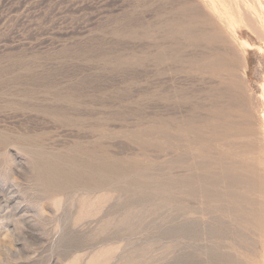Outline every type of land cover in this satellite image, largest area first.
Here are the masks:
<instances>
[{
  "label": "rangeland",
  "instance_id": "374dc122",
  "mask_svg": "<svg viewBox=\"0 0 264 264\" xmlns=\"http://www.w3.org/2000/svg\"><path fill=\"white\" fill-rule=\"evenodd\" d=\"M163 1L0 0V264H264V185L239 188V206L222 200L208 180L221 142L206 143L221 128L179 127L212 103L237 111L231 161L264 177V0ZM182 7L212 34L202 51L177 50L185 62L163 69L108 63H136L159 36L116 28L140 33ZM215 56L222 80L199 67ZM172 115L168 132H139Z\"/></svg>",
  "mask_w": 264,
  "mask_h": 264
},
{
  "label": "bare ground",
  "instance_id": "6f19581e",
  "mask_svg": "<svg viewBox=\"0 0 264 264\" xmlns=\"http://www.w3.org/2000/svg\"><path fill=\"white\" fill-rule=\"evenodd\" d=\"M145 2V1H144ZM148 2V1H147ZM147 2H146V4H147ZM162 2H165V1H163L162 0ZM167 2H169L168 0H167ZM171 2V1H170ZM169 2V3H170ZM166 3V2H165ZM164 6V5H163ZM183 6V5H182ZM165 7V6H164ZM163 7V8H164ZM181 8V7H180ZM189 9H190V7H189ZM189 9L187 10V9H185V7L183 8L182 7V9L181 10H179L178 12L176 11V12H174V13H171V16L168 18V20H166V18L165 17H162V16H160L159 17V12H161L162 13V9H160V10H162V11H158L157 12V15H158V17L156 18V22L152 25L153 27H151V26H149V27H145V26H143L142 25V28H141V30H143L142 32H140L139 33V31H140V27H141V25H139V27L137 28V29H139V31L137 30H134V29H132L131 27H125V26H123V27H118V28H116L115 29V31H114V34H115V36H117V37H126V38H136V39H139V40H148L147 41V43L149 42V41H154V39H151L150 40V38H151V32L149 31V28L150 29H155V31H157V33H159V36L157 35V34H155V32L153 33V35L155 34L156 36H158L157 38H156V40L153 42V44L151 45L150 44V47L152 48V49H155L154 51L155 52H153L152 50H151V52L146 56V57H143V58H138V60H137V62L136 63H134L132 60H131V62L129 61L130 59H133V58H135V56L133 57V58H129V60L128 59H126V61H129V62H125V56L124 55H120L118 58H116L115 60L114 59H112V60H110L108 63L109 64H117L118 65V67H116V68H119V67H122V66H125V64H132L131 66H135V65H137V66H140V67H142V68H147L150 64H156L157 65V67H159V68H161V69H163V67H165V66H176V65H179V64H181V63H184L185 61H184V56H183V59H182V54L180 55V54H177V50L179 51H181L182 52V50H186L188 47H193L194 49H196V50H201L203 47L205 48V46L203 45L204 43V41H207L208 43L210 42V41H213L212 40V34L210 35L209 34V32H208V30L207 29H205V31L204 30H202L200 27H203V26H200L199 28H197L196 27V22L194 23L192 20H191V16H189V15H191V14H189L190 12H189ZM165 14H166V12H164ZM168 14V13H167ZM161 15V14H160ZM175 15H177L178 17H174ZM165 18V19H164ZM170 19V20H169ZM132 20V19H131ZM198 21V20H197ZM144 22V21H143ZM129 23V22H128ZM132 24V23H131ZM199 25H202V24H199ZM204 25V24H203ZM209 25V24H208ZM207 25V26H208ZM130 26V25H129ZM134 27H135V25H134ZM133 27V28H134ZM210 27V26H209ZM204 28V27H203ZM205 28H208V27H205ZM212 28H213V26H212ZM136 29V28H135ZM152 29V30H153ZM151 30V31H152ZM210 30H211V28H210ZM216 32V31H215ZM214 32V33H215ZM211 33V32H210ZM217 33V32H216ZM214 36V35H213ZM214 37H216V36H214ZM213 37V38H214ZM215 39V38H214ZM183 41V44L181 45L182 47H176L178 44V42L179 41ZM152 41L150 42V43H152ZM215 41V40H214ZM211 43V42H210ZM125 45H126V43H124ZM123 44V45H124ZM181 44V43H180ZM207 44V43H206ZM210 45V44H209ZM208 45V46H209ZM178 46H180V45H178ZM146 47H149V45H147ZM145 47V48H146ZM203 48V49H204ZM189 49H191V48H189ZM193 49V50H194ZM147 50V49H146ZM188 50V49H187ZM195 50V51H196ZM217 50V49H216ZM148 51H149V48H148ZM202 51V50H201ZM218 51V50H217ZM147 52V51H146ZM188 52V51H187ZM199 52V51H198ZM216 52V51H215ZM189 53V52H188ZM204 53V52H203ZM218 53V52H217ZM183 54H184V52H183ZM151 55V56H150ZM178 55H180L181 56V58L178 56ZM207 56V55H206ZM221 56V55H220ZM203 57H205V56H203ZM216 57V56H215ZM199 58V57H198ZM198 58H196V59H198ZM195 58H194V60L192 59V60H190V61H188L187 59V61H188V63L191 65V66H194V65H198L197 63H199L200 64V62H198V60H196ZM200 59V58H199ZM204 58H202V59H200V60H202V61H204L205 62V65H203V64H201V65H199V67L200 68H202V70L204 69L205 71H209L210 72V75L212 74V76L216 79V80H222L223 78L221 77V75H222V72H223V70H226V68H225V64H224V62L222 61V57H216V58H212V60L211 61H208V60H203ZM224 60V59H223ZM228 64V63H227ZM184 65V64H183ZM226 66H228V65H226ZM234 66V65H233ZM233 66H230V68H232ZM187 67V66H186ZM178 68V67H177ZM197 68V67H196ZM227 68H229V67H227ZM165 69V68H164ZM194 69H195V67H194ZM193 69V70H194ZM198 70V69H197ZM203 70V71H204ZM228 70V69H227ZM229 71V70H228ZM230 71H232V69L230 70ZM225 72V74H226V72L227 71H224ZM209 75V76H210ZM224 75V74H223ZM227 76H228V74H226ZM232 75V74H231ZM224 77V76H223ZM220 78H222V79H220ZM225 78V77H224ZM229 78V77H228ZM213 79V78H212ZM230 81V80H229ZM216 82V81H215ZM221 82V81H220ZM219 82V83H220ZM226 82V81H225ZM224 82V83H225ZM231 82V81H230ZM218 83V82H217ZM222 83V82H221ZM228 83V82H227ZM226 83V84H227ZM231 83H234L233 81L231 82ZM225 84V85H226ZM228 85V84H227ZM232 85V84H231ZM235 85V84H234ZM234 85H232L231 87L232 88H234L235 86ZM223 86V85H222ZM216 87H218V84H217V86ZM224 88H225V86H223ZM227 87H230V84H229V86H226V88ZM219 89V88H218ZM220 89H221V87H220ZM223 89V88H222ZM229 89H231V88H229ZM235 89V88H234ZM228 91H230V90H227V92ZM233 91H235V90H232V92ZM217 92V91H216ZM215 92V93H216ZM218 92H220V91H218ZM223 92V91H222ZM226 91H224V93H225ZM231 92V93H232ZM229 94H230V92H228ZM224 94V95H227V96H229V94ZM217 95H218V93H216ZM216 94H215V97H216ZM222 94V93H221ZM235 94V93H234ZM223 94L221 95L222 97L224 96ZM231 95H233V94H231ZM230 95V96H231ZM208 96V95H207ZM219 96V100H220V98H221V96L220 95H218ZM229 96V97H230ZM163 97V96H162ZM226 97V96H225ZM229 97H227V98H229ZM232 97V96H231ZM230 97V98H231ZM233 97H234V95H233ZM236 98L237 97H239V96H235ZM226 98V99H227ZM166 99H169V98H163L162 100H166ZM223 99H224V97H223ZM146 100V99H145ZM160 100V99H159ZM218 100V101H219ZM222 100V99H221ZM220 100V101H221ZM231 101H232V99H230ZM237 100H239V99H237ZM167 101V100H166ZM225 101V100H224ZM228 101V100H227ZM212 103V102H211ZM219 102H217V104H218ZM233 103V102H232ZM213 104V103H212ZM210 104V105H208V106H205V111H204V114H205V120H203V119H201L200 117H199V115L198 114H196V113H193V114H191L189 117H186L185 118V120H183L182 122H181V125L182 126H179V127H182L183 128V131H185L186 133H199V132H203V130H205V132L206 131H209L210 130V132L211 131H213V133L214 132H216V130H217V128H221V131H220V135L217 137V136H215V137H212V138H210V139H208L207 141H206V143H211L213 140H218L219 142H221V154H220V157H219V166H220V168H214V169H220V172H219V174H218V176H215V175H208V176H210V177H208V180L210 181V183L211 184H219L220 186H221V188H222V191H221V194H220V196H221V199L222 200H228L229 202L232 200V201H234L235 202V204H239L242 200H243V196H242V194L239 192V191H237L239 188H244V187H246V189L249 187V188H258V186L259 187H261V186H263L264 185V177L262 178V177H245L244 176V173L243 172H245L243 169H244V166L242 165V163L240 162V161H238V160H234V162H232L231 161V159H232V151H233V149H232V151L230 150L232 147H235L236 149H238L240 146V143L238 142V140H236V141H232L231 139L232 138H238L240 135H242L243 134V130H242V124L240 123V122H238V121H236V120H234V118H236L237 119V117L236 116H238L236 113H238L237 111H236V113H233L234 111H232V110H229V111H223L222 109L220 110L219 108V110L220 111H218V112H215L213 109V107H214V105L215 104ZM216 104V105H217ZM222 104V103H221ZM224 104V103H223ZM236 105H237V103H235ZM238 104H239V102H238ZM245 104V103H244ZM218 105H220V104H218ZM225 105V104H224ZM228 105H231V104H228ZM232 105H234V104H232ZM221 106H223V105H221ZM227 106V105H226ZM225 106V107H226ZM238 106V105H237ZM240 106V105H239ZM245 106V105H244ZM231 107H234V106H229V109L231 108ZM200 108V107H199ZM217 108V107H216ZM236 108V107H235ZM238 108H240V107H238ZM224 109V108H223ZM227 109V108H226ZM225 109V110H226ZM57 110V109H56ZM170 110V109H169ZM192 111V110H191ZM195 111V110H194ZM58 113V112H57ZM172 113V112H171ZM200 113V112H199ZM201 113H203L202 111H201ZM190 114V113H189ZM241 114V113H240ZM248 114V113H247ZM170 115V114H169ZM203 115V114H202ZM243 115V114H242ZM252 115V114H251ZM157 116V115H156ZM176 116V115H175ZM162 117V116H161ZM242 117V116H241ZM217 119V120H219V121H221V123L220 124H216V125H214V123H212V122H209V120L210 119ZM62 119V118H61ZM231 119V120H230ZM239 119V118H238ZM176 117H174L173 115L172 116H170V120L169 119H167V120H164V119H158V121H157V124L155 125V127L154 128H152V129H150L149 127H148V129H143L142 128V130L141 131H139V132H141L142 133V135H144V136H146V135H155V134H160V133H165V132H168V131H166L171 125H173V124H175V122H176ZM217 120H214L215 122L217 121ZM201 122V123H204L202 126H199V127H195V126H193L194 125V123H196V122ZM203 121H205V122H203ZM211 121V120H210ZM179 122V123H180ZM178 123V122H177ZM247 123V122H246ZM246 123H245V125H246ZM249 123V122H248ZM247 123V124H248ZM198 124V123H197ZM250 124H251V122H250ZM180 125V124H179ZM248 126H250V125H248ZM172 128V127H171ZM178 128V127H177ZM169 130V129H168ZM246 130H248V129H246ZM250 131V130H249ZM179 132V131H178ZM182 132V131H181ZM184 132V133H185ZM219 132V131H218ZM185 133V134H186ZM251 133V132H250ZM169 133H167L166 135H168ZM212 134V133H211ZM165 135V134H164ZM163 135V136H164ZM171 135V134H170ZM170 135H168V136H170ZM188 135H190V134H188ZM214 135H215V133H214ZM218 135V134H217ZM156 136V135H155ZM167 136V137H168ZM201 136V135H200ZM154 137V136H153ZM158 137V136H157ZM156 137V138H157ZM241 137V136H240ZM166 138V137H165ZM236 138V139H237ZM197 140H199V138H197ZM204 140V139H203ZM206 140V139H205ZM234 140V139H233ZM243 140V139H242ZM217 141V142H218ZM195 142V141H194ZM198 142V141H197ZM196 142V143H197ZM202 144H203V142L202 141H200ZM200 142H199V144H200ZM216 142V141H215ZM205 143V144H206ZM213 143V142H212ZM156 144V143H155ZM201 144V145H202ZM248 144V143H247ZM159 145V144H158ZM198 145V144H197ZM211 145V144H210ZM210 145H208V146H210ZM243 145H244V143H243ZM160 147H163V146H161V145H159ZM205 146V145H204ZM203 146V147H204ZM202 147V146H201ZM205 148V147H204ZM241 148V147H240ZM159 149V148H158ZM206 149V148H205ZM242 149V148H241ZM240 149V150H241ZM202 150H204V149H202ZM201 149L199 150V151H202ZM207 150V149H206ZM235 150V149H234ZM239 150V151H240ZM208 151V150H207ZM231 151V152H230ZM235 151H237V150H235ZM205 153V152H204ZM209 153V152H208ZM207 153V154H208ZM232 153V154H231ZM237 153H238V151H237ZM243 153V152H242ZM241 153V155H243ZM200 154H201V152H200ZM203 154V153H202ZM206 154V153H205ZM204 154V155H205ZM207 156V155H206ZM211 156V155H210ZM214 156V155H213ZM235 156H237V155H234V157ZM240 155H238L237 157H239ZM94 157V156H93ZM208 157V156H207ZM233 157V159H235ZM242 156H240V158H241ZM243 158V157H242ZM207 159V158H206ZM205 159V160H206ZM244 159V158H243ZM254 159H255V157H254ZM101 160V159H100ZM209 160V159H208ZM240 160V159H239ZM256 160V159H255ZM45 161V160H44ZM47 161V160H46ZM242 161V160H241ZM38 162V161H37ZM98 162V161H97ZM212 162V161H211ZM215 162V161H214ZM244 162V161H243ZM43 163V162H42ZM95 163V162H94ZM254 163V162H253ZM47 164H49V162L47 163ZM47 164H45V165H47ZM93 164V163H92ZM99 164H101V163H99ZM212 164V163H211ZM210 164V165H211ZM96 165H97V163H96ZM206 165H207V163H206ZM209 165V164H208ZM254 165V164H253ZM256 165V164H255ZM257 165H258V163H257ZM95 166V165H94ZM213 166V165H212ZM247 166V165H246ZM96 167V166H95ZM207 167V166H206ZM211 167V166H210ZM215 167V166H214ZM99 168V167H98ZM208 168V167H207ZM206 168V169H207ZM212 168V167H211ZM211 168H208V169H211ZM47 169V168H46ZM46 169H43V170H46ZM103 169V168H102ZM213 169V170H214ZM245 170H248L247 168L245 169ZM253 170V169H252ZM258 170V169H257ZM48 171V170H47ZM46 171V172H47ZM209 171V170H208ZM211 171V170H210ZM219 171V170H218ZM44 172V171H43ZM42 173L43 175H45L46 176V174L47 173ZM215 172V171H214ZM254 172V171H253ZM259 172H260V170H259ZM93 173H94V171H93ZM209 173V172H208ZM257 173V172H256ZM96 174V173H95ZM216 174V173H215ZM247 174V173H246ZM249 174H250V172H249ZM253 174H255V173H253ZM207 175V174H206ZM252 174H250V176H251ZM261 175V174H260ZM253 176V175H252ZM262 176V175H261ZM264 176V175H263ZM47 177V176H46ZM206 178V177H205ZM184 180V179H183ZM207 180V181H208ZM175 183V182H174ZM208 184V183H207ZM210 185V184H209ZM212 185V186H213ZM211 186V187H212ZM210 187V186H209ZM248 188V189H249ZM208 189V188H207ZM246 190V191H251L252 189H250V190ZM262 189V188H261ZM242 190V189H241ZM263 190V189H262ZM211 191H212V189H211ZM243 191V190H242ZM257 191V190H256ZM255 192V191H254ZM258 192V191H257ZM209 193H210V191H209ZM213 193V192H212ZM210 197V196H209ZM244 198H246V197H244ZM247 199V198H246ZM228 201H226L227 203H228ZM243 202H244V200H243ZM233 203V202H232ZM239 206V205H238ZM231 208V207H230ZM240 208V207H239ZM237 210V209H236ZM234 211H235V209H234Z\"/></svg>",
  "mask_w": 264,
  "mask_h": 264
}]
</instances>
